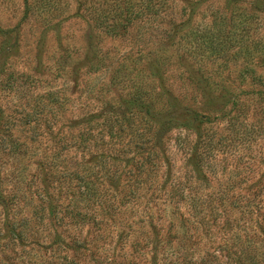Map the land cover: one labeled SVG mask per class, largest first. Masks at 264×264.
Here are the masks:
<instances>
[{
	"label": "rangeland",
	"instance_id": "rangeland-1",
	"mask_svg": "<svg viewBox=\"0 0 264 264\" xmlns=\"http://www.w3.org/2000/svg\"><path fill=\"white\" fill-rule=\"evenodd\" d=\"M0 264H264V0H0Z\"/></svg>",
	"mask_w": 264,
	"mask_h": 264
},
{
	"label": "trees",
	"instance_id": "trees-1",
	"mask_svg": "<svg viewBox=\"0 0 264 264\" xmlns=\"http://www.w3.org/2000/svg\"><path fill=\"white\" fill-rule=\"evenodd\" d=\"M102 13L101 14H98L96 17H93L94 19V22L97 23L98 25H102V23L104 22V19H102ZM103 17H105V15H103ZM117 24L115 25H110L109 27V30H111L112 32H117L119 31L120 29H116L117 28ZM124 26H122L121 28L123 29Z\"/></svg>",
	"mask_w": 264,
	"mask_h": 264
}]
</instances>
